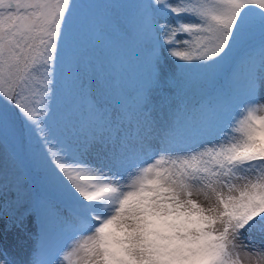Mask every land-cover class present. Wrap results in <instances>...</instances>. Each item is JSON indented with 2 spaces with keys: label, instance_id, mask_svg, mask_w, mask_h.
<instances>
[{
  "label": "snow or ice",
  "instance_id": "6c2138e0",
  "mask_svg": "<svg viewBox=\"0 0 264 264\" xmlns=\"http://www.w3.org/2000/svg\"><path fill=\"white\" fill-rule=\"evenodd\" d=\"M76 7L0 0V219H39L29 264H264V0H136L144 74L114 99Z\"/></svg>",
  "mask_w": 264,
  "mask_h": 264
},
{
  "label": "trees",
  "instance_id": "16d2710c",
  "mask_svg": "<svg viewBox=\"0 0 264 264\" xmlns=\"http://www.w3.org/2000/svg\"><path fill=\"white\" fill-rule=\"evenodd\" d=\"M75 2L78 20L76 44L86 53L87 67L94 66L109 86L105 97L116 95L119 89H127L133 78L142 79L141 50L130 35L134 15L132 5L136 0ZM113 84L116 85L115 90L111 88ZM176 87L184 88L189 98L194 90L198 91L196 86L186 84L184 77Z\"/></svg>",
  "mask_w": 264,
  "mask_h": 264
},
{
  "label": "rangeland",
  "instance_id": "374dc122",
  "mask_svg": "<svg viewBox=\"0 0 264 264\" xmlns=\"http://www.w3.org/2000/svg\"><path fill=\"white\" fill-rule=\"evenodd\" d=\"M77 47L84 60V66L88 68L86 64V53L78 45ZM166 72H174L176 81L175 83L178 85L180 84L183 75L179 71L175 70L171 64L166 67ZM140 82L141 78H133L127 85V89H119L116 95L106 96L105 99H114L121 92L129 95L130 98V94L135 92V89L140 84ZM177 84L172 86H168L166 84L164 87V92L171 95L176 89H178L176 87ZM257 95L260 97L261 102L264 103V91L258 90ZM153 103L156 106L154 115L161 122L166 121L168 119L169 108L167 105H162V97L160 95H155L153 97ZM39 230L40 225L38 218L35 220V222H28L24 231H21L15 227H12L11 230H8L7 221L5 219H0V253L6 254L7 258L10 261H13L14 264H29L30 257L33 253L35 235L39 233ZM28 233H32L33 235L30 237ZM251 238L257 247H259L261 244H264V239H262L258 233H252ZM240 259L243 261V264H255L256 258L251 254L246 256L244 251H241Z\"/></svg>",
  "mask_w": 264,
  "mask_h": 264
}]
</instances>
